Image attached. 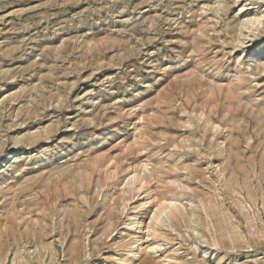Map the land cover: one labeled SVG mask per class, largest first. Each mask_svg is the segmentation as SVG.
Masks as SVG:
<instances>
[{"label":"rangeland","instance_id":"obj_1","mask_svg":"<svg viewBox=\"0 0 264 264\" xmlns=\"http://www.w3.org/2000/svg\"><path fill=\"white\" fill-rule=\"evenodd\" d=\"M130 171L174 199L167 255L264 264V0H0V264H118L152 206Z\"/></svg>","mask_w":264,"mask_h":264},{"label":"bare ground","instance_id":"obj_2","mask_svg":"<svg viewBox=\"0 0 264 264\" xmlns=\"http://www.w3.org/2000/svg\"><path fill=\"white\" fill-rule=\"evenodd\" d=\"M260 23H261V20L259 19V18H257V19H255V20H252V21H246V24H249L250 26H253V27H255L256 26V28L258 27V25H260ZM249 48V47H248ZM249 50V49H248ZM199 51H201V50H199ZM198 51V52H199ZM219 74V73H218ZM238 76H240V75H238ZM243 76V75H242ZM222 94V93H221ZM213 114V113H212ZM204 116V115H203ZM205 118V117H204ZM251 146V145H250ZM231 159V158H230ZM230 159H229V161H230ZM255 164H256V162H255ZM108 166L107 167H109V166H112L113 168H115V162H112L111 161V163H109V164H107ZM247 165V164H246ZM245 165V166H246ZM106 167V168H107ZM230 167V170H232L233 172H234V174H232V175H234V177L236 176L235 175V171H236V168L237 167H239V165H233L232 163H231V161L228 163V168ZM131 168V167H130ZM239 168H241V169H243L242 168V166H240ZM250 168V167H249ZM252 168V167H251ZM261 169H263V165H261ZM108 170V169H107ZM130 170V169H129ZM110 172V171H109ZM112 172V171H111ZM170 173V172H169ZM249 173V172H248ZM253 174H255V173H253ZM139 175V174H138ZM137 174H135V173H133L132 171H130L129 172V176H130V180L128 179V182H130L129 183V185L131 184V190L133 189V190H135V191H137V192H139V193H141L142 195L143 194H145V196L144 197H148L147 199H146V201L141 205V206H139V213L140 212H142V210H143V208H145L146 207V205L148 206V205H150V204H152V206H151V208H150V211L148 212V214H147V218L146 219H144V221L143 220H141L140 221V219H139V221L136 219V218H128L127 219V221H132V223L131 224H133V226H132V230L134 231V232H136V230H141L140 232H144L145 231V233L143 234V237H141V238H139V239H137L136 241H135V244H133L132 246H131V248L130 249H128V251H127V253L125 254V256L123 257V259H121V260H119V262H118V264H129L130 262H133L135 259H137V257H138V254H139V250L141 249H144L143 247H144V245L145 244H148L149 246H148V249H149V251L148 252H150V254H157V253H162V254H160L159 256H162L163 257V259H164V263L165 264H182L181 262H178L177 260H176V257H172V255H167V250L166 251H164L162 248H161V245L159 244V242H160V240L161 239H163L164 238V236H162V229L159 227V224H160V217H161V215H163V213H165V212H167V211H174V216L177 218L179 215H180V213L177 211V208H176V206H175V202H173V200H171V201H163V202H154L153 200V197H154V195H153V197H149L148 196V194H147V192H148V187H147V185H148V182L145 180V179H143V178H141V177H139ZM239 178V177H238ZM247 179H248V177H247V175H244V177H243V183H244V185L247 187L248 186V184H247ZM235 180H236V177H235ZM132 181V182H131ZM168 181V180H167ZM229 183H233L232 182V180L231 179H227V180H225V184H226V186H228L229 187V190H231V187L232 186H230L229 185ZM244 186V187H245ZM235 187V186H234ZM240 187V186H239ZM234 189V188H233ZM243 189V188H242ZM245 189H247V188H245ZM256 189V188H255ZM248 191V190H247ZM136 192V193H137ZM236 192H238V191H236ZM139 193H138V195H139ZM230 193L231 194H233V191L231 190L230 191ZM246 193H249V196L250 195H252V192H246ZM261 193H264V192H261ZM132 194V193H131ZM151 194V193H150ZM149 194V195H150ZM240 194V193H239ZM129 193H128V197H129ZM241 195V194H240ZM208 196V195H207ZM218 196V195H217ZM248 196V195H247ZM263 196V195H262ZM132 197H133V194H132ZM219 198V197H218ZM132 199V198H131ZM130 199V200H131ZM248 199H250V197L248 198ZM143 200V199H142ZM217 200V199H216ZM219 200V199H218ZM217 202V201H216ZM202 201H201V205H202ZM215 203L213 202V199L212 198H210V199H207V203L202 207V209L206 212V214H208V217L210 216V217H212V218H215V222L216 223H218V227H217V230H216V232H218V233H220L222 236H223V230H224V228H223V226H222V224L225 222H227V220H228V218H227V216L226 215H223V214H221V211L219 210V208L216 206V205H214ZM235 204V203H234ZM239 206V205H238ZM147 208H149V207H147ZM239 208V207H238ZM148 210V209H147ZM146 210V211H147ZM240 210V209H239ZM205 212H204V214H205ZM233 212V211H232ZM223 213V212H222ZM144 215H145V213H143ZM169 214V213H168ZM236 214V213H235ZM106 220L107 221H110L111 219H112V213H111V210H107L106 211ZM140 215V214H139ZM207 216L205 215V218H206ZM207 217V218H208ZM209 219V218H208ZM207 219V220H208ZM21 220H22V218H21ZM21 220L19 221V222H21ZM182 220H183V218H182ZM206 220V221H207ZM210 220V219H209ZM36 221V220H35ZM24 222V221H23ZM184 222V221H183ZM230 222V221H229ZM188 223V222H187ZM211 223V222H210ZM47 223H45V224H40L38 221H36V223L32 226L31 225V227L29 228V227H27V229H25V234H24V236L23 235H21L22 237H25V239L27 240L28 239V236L30 235V234H32L33 233V235H34V232L37 230L38 232H39V238H37L36 237V240L38 239V240H40V242L41 243H43V239L45 238V236L47 235V225H46ZM208 225V224H207ZM206 225V226H207ZM212 225V224H211ZM4 226H5V228H6V230L9 228V227H11L12 226V223L8 220V219H6L5 221H4ZM25 226V225H24ZM209 226V225H208ZM213 226V225H212ZM215 226V225H214ZM227 226V225H226ZM210 227V226H209ZM209 227H207L208 229H209ZM142 228V229H141ZM213 228V227H212ZM228 228V227H227ZM226 228V229H227ZM231 228H232V226H231ZM190 229V228H189ZM252 229H253V227H252ZM207 230V229H206ZM208 231V230H207ZM139 232V233H140ZM213 232H215V230L213 231ZM228 232V231H227ZM234 232H235V229H234ZM208 233H209V231H208ZM225 233V232H224ZM236 233V232H235ZM234 233V234H235ZM253 233V232H252ZM61 234V232L60 233H58V235H60ZM147 234V238H144V236ZM233 234V235H234ZM215 235L216 234H214V237H215ZM232 235V234H231ZM252 235V234H251ZM262 235V234H261ZM228 237H230L229 235H227ZM259 236V235H258ZM233 237V236H232ZM240 237V236H239ZM263 237V236H262ZM8 238H9V236H8ZM253 238V237H252ZM219 239V238H218ZM222 239H223V237H222ZM221 239V240H222ZM230 239H231V237H230ZM238 239V238H237ZM237 239L236 238H234L233 240H232V242H230L231 244H233L234 242H237ZM14 240H15V243L16 244H18V241H17V238H14ZM241 240V239H240ZM261 240V239H260ZM1 241V240H0ZM221 242V241H220ZM14 243V244H15ZM215 243L218 245V243H217V241H215ZM237 244V243H236ZM235 245V244H234ZM222 246V245H221ZM249 246V245H248ZM141 247V248H140ZM223 247V246H222ZM76 249H77V247H74V249H73V252H76ZM175 251V250H174ZM176 253V252H175ZM172 254V253H171ZM16 255V254H15ZM19 258V257H18ZM136 261V260H135ZM117 263V262H116ZM151 263V261H150V259L149 258H147L146 260H144V261H141L140 262V264H150Z\"/></svg>","mask_w":264,"mask_h":264}]
</instances>
